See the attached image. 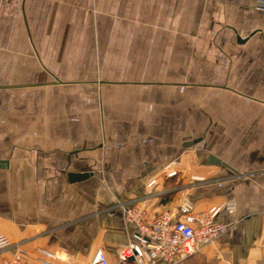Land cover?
<instances>
[{"label":"crops","instance_id":"0c3cea01","mask_svg":"<svg viewBox=\"0 0 264 264\" xmlns=\"http://www.w3.org/2000/svg\"><path fill=\"white\" fill-rule=\"evenodd\" d=\"M182 200L236 202L209 263L264 264L255 0H0V234L31 259L119 264L134 228L116 204L152 221Z\"/></svg>","mask_w":264,"mask_h":264},{"label":"built area","instance_id":"2783aa9c","mask_svg":"<svg viewBox=\"0 0 264 264\" xmlns=\"http://www.w3.org/2000/svg\"><path fill=\"white\" fill-rule=\"evenodd\" d=\"M255 8L264 11V0H255ZM174 174L175 171H170L166 176ZM155 182V179H150L147 186L151 187ZM235 206L233 200L206 211H196L190 201L182 200L176 208L164 210L152 221H147L138 201L119 202L116 207L124 213L125 223L134 229L130 241L116 250L118 263L127 264L132 259L136 264H142L144 250L147 249L153 254L156 264H180L213 244L229 229L228 224L217 220V214L222 208L234 210ZM259 247L264 252V237ZM11 248L15 249L14 254L0 264H64L44 257L31 259L25 247L0 234V251ZM89 264H109L104 250L98 248Z\"/></svg>","mask_w":264,"mask_h":264},{"label":"rangeland","instance_id":"374dc122","mask_svg":"<svg viewBox=\"0 0 264 264\" xmlns=\"http://www.w3.org/2000/svg\"><path fill=\"white\" fill-rule=\"evenodd\" d=\"M180 264H214L209 263L204 257L203 252H198L189 256L187 259L183 260Z\"/></svg>","mask_w":264,"mask_h":264},{"label":"water","instance_id":"95a60500","mask_svg":"<svg viewBox=\"0 0 264 264\" xmlns=\"http://www.w3.org/2000/svg\"><path fill=\"white\" fill-rule=\"evenodd\" d=\"M188 146H190L191 145V142H189L188 144H187ZM210 160L211 161H213V160H215L212 156H211V158H210ZM216 161V160H215ZM217 163H220L219 161H216ZM84 177H86V174H81V175H79V176H76V178H84Z\"/></svg>","mask_w":264,"mask_h":264},{"label":"trees","instance_id":"16d2710c","mask_svg":"<svg viewBox=\"0 0 264 264\" xmlns=\"http://www.w3.org/2000/svg\"><path fill=\"white\" fill-rule=\"evenodd\" d=\"M128 263H133L132 261L128 260Z\"/></svg>","mask_w":264,"mask_h":264}]
</instances>
